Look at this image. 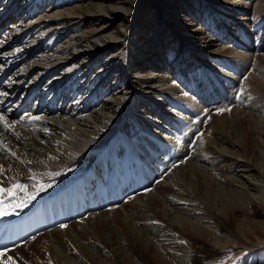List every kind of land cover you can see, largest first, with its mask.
I'll use <instances>...</instances> for the list:
<instances>
[{"label": "bare ground", "instance_id": "1", "mask_svg": "<svg viewBox=\"0 0 264 264\" xmlns=\"http://www.w3.org/2000/svg\"><path fill=\"white\" fill-rule=\"evenodd\" d=\"M0 116L15 205L92 194L0 264H195L264 227V0H0Z\"/></svg>", "mask_w": 264, "mask_h": 264}, {"label": "rangeland", "instance_id": "2", "mask_svg": "<svg viewBox=\"0 0 264 264\" xmlns=\"http://www.w3.org/2000/svg\"><path fill=\"white\" fill-rule=\"evenodd\" d=\"M193 2L194 0H191L192 5ZM46 4L47 3H45V5ZM193 11L196 12V9L193 8ZM200 24H202V22L196 19L195 24L192 25L194 27L195 25H200ZM215 39L218 38L215 36ZM221 41H226V40L221 39ZM227 42L230 41L228 40ZM237 97L238 95H235L236 99ZM31 103L32 101L30 100L29 104ZM190 122H192V120ZM196 133H198V131H196L195 128L194 131L192 132V135H195ZM188 146H190V144H188ZM261 209L264 210V208ZM262 216H264V211ZM222 236L226 238L224 242L227 243L226 245L223 244V246L220 248L219 246L221 245L214 246L207 244L205 245L204 243H202L204 245H202V251L196 253L195 264H263L264 263L261 260H259V257H261V255L264 253V227H260V226L255 227L254 224L246 223V230L244 233H240V231L236 229V233L233 234L223 233Z\"/></svg>", "mask_w": 264, "mask_h": 264}, {"label": "snow or ice", "instance_id": "3", "mask_svg": "<svg viewBox=\"0 0 264 264\" xmlns=\"http://www.w3.org/2000/svg\"><path fill=\"white\" fill-rule=\"evenodd\" d=\"M220 111H223V110H220ZM34 119H40V117H34ZM0 121H3L5 123V127L11 128V125L7 124V122L5 121L3 116H0ZM13 155H15V153H13ZM33 179H35V177H33ZM13 187L16 188V189H23L24 186L21 185V184H16ZM0 192H6L8 194L15 195V193L13 192V189H11V188L10 189L0 188ZM32 198L33 197H31V196L28 197L29 200L32 199ZM2 214H5V213L0 212V215H2ZM62 226L66 227V225H62Z\"/></svg>", "mask_w": 264, "mask_h": 264}]
</instances>
